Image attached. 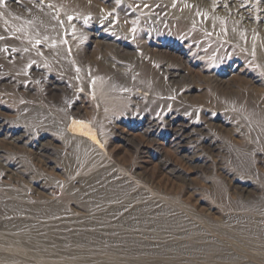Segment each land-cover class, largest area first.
<instances>
[{"label": "rangeland", "instance_id": "374dc122", "mask_svg": "<svg viewBox=\"0 0 264 264\" xmlns=\"http://www.w3.org/2000/svg\"><path fill=\"white\" fill-rule=\"evenodd\" d=\"M128 1L69 0L46 16L50 27H4L0 258L6 264H264V130L245 123L240 106L228 102L239 82L257 75L255 67L187 29L157 28L158 13ZM0 4L11 10L6 0ZM123 32L131 42L127 52L149 45L156 63L194 82L178 80L180 93L161 99L136 96L138 82L125 84L123 73L114 72L132 68L101 60L106 44ZM157 80L166 84L161 75ZM76 123L90 124L97 146L60 126ZM86 224L95 229L83 232ZM77 225L81 230L70 233Z\"/></svg>", "mask_w": 264, "mask_h": 264}, {"label": "bare ground", "instance_id": "6f19581e", "mask_svg": "<svg viewBox=\"0 0 264 264\" xmlns=\"http://www.w3.org/2000/svg\"><path fill=\"white\" fill-rule=\"evenodd\" d=\"M5 1V0H2ZM69 0H6V7H11V10L3 9L0 6V38L6 35L7 31L3 33L4 27L8 29L10 25H13L19 32L24 29L32 31L35 28L49 26V20L46 16L54 12L56 6L60 3H67ZM77 1V0H76ZM91 1V0H90ZM133 3H138L140 8H147L158 13L159 20L155 21L157 28L166 25V29H187L195 36H199L210 42L219 44L221 48H229L236 50L243 57H245L252 66L255 67L257 75L250 77V79H244L243 82H239L236 89L230 95L228 102L240 106L243 112L246 114L245 123L248 125H257L264 130V0H130ZM128 1V2H130ZM74 2V0H72ZM2 3V2H1ZM69 3V2H68ZM77 4L80 3L76 2ZM89 3V2H88ZM95 3V1H94ZM125 3V2H124ZM132 3V2H131ZM3 4V3H2ZM98 4V3H97ZM128 4V3H127ZM1 5V4H0ZM138 5V6H139ZM77 6V5H76ZM81 6V4H80ZM89 6V5H88ZM147 6V7H146ZM71 7V6H70ZM83 7H85L83 5ZM91 7V6H90ZM94 7V6H93ZM60 8V7H59ZM74 8V7H73ZM80 8V7H79ZM89 8V7H88ZM64 9V8H63ZM62 9V10H63ZM68 9V8H67ZM70 9V8H69ZM87 9V8H86ZM95 9V8H94ZM125 9V8H124ZM61 10V11H62ZM72 10V8H71ZM81 10H84L81 9ZM93 9H91L92 11ZM96 10V9H95ZM67 11V10H66ZM77 11V9H76ZM78 12V11H77ZM89 12V11H88ZM11 13V14H9ZM84 14V13H83ZM89 14V13H88ZM91 14V13H90ZM64 15V14H61ZM98 15V14H97ZM105 15V14H104ZM102 14V16H104ZM8 17L10 19H8ZM12 17V18H11ZM60 17V16H59ZM98 17V16H97ZM152 17V16H151ZM150 17V18H151ZM156 17V16H155ZM154 17V18H155ZM58 18V17H57ZM92 18V17H91ZM109 18V17H108ZM153 18V19H154ZM53 19V18H52ZM56 19V18H55ZM96 19V18H95ZM93 20V19H92ZM155 20V19H154ZM56 20H54L55 22ZM91 21V20H90ZM103 21V20H102ZM102 21L100 23H102ZM150 21V20H149ZM51 22V20H50ZM99 22V21H98ZM110 22V21H109ZM55 24V23H54ZM88 24V23H87ZM56 25V24H55ZM46 26V27H47ZM54 26V25H52ZM106 26V25H105ZM50 27V26H49ZM95 27V26H94ZM24 28V29H23ZM53 28V27H52ZM113 28V27H112ZM117 28V27H115ZM55 29V28H54ZM52 29V30H54ZM114 29V28H113ZM156 29V28H155ZM162 29V28H161ZM38 30V29H37ZM106 30V29H105ZM152 30V29H151ZM41 31V30H40ZM46 31V30H45ZM48 31V29H47ZM122 29L118 30L119 35ZM125 31V30H124ZM127 31V30H126ZM23 32V31H22ZM43 32V31H41ZM55 32V31H54ZM175 32V31H174ZM52 33V32H51ZM116 33V32H115ZM152 33V32H151ZM172 33V32H171ZM42 34V33H41ZM45 34V33H44ZM54 34V33H53ZM117 34V33H116ZM114 34V35H116ZM124 34V35H123ZM186 34V33H185ZM37 35V34H36ZM125 32L122 33V39L116 41L117 37L113 40V44H106L107 47L105 54L102 56V63L113 61L114 63L123 62L128 68L132 70L127 73L120 68H114V72L120 74L125 84L132 82H138L141 90L135 93L140 98H162L165 95H171L172 93H180V90L184 88L182 83H178V80L183 79L188 81L192 78L184 77L179 72L168 68L167 63H156L155 49L149 45L139 47V52L129 53L126 51V46L131 45V42L125 36ZM42 36V35H40ZM47 36V35H46ZM191 36V35H190ZM16 37V36H15ZM21 37V36H20ZM138 37V36H137ZM182 37V36H181ZM193 36H191L192 38ZM29 38V37H28ZM35 39V38H34ZM139 39V38H138ZM137 39V40H138ZM190 39V38H189ZM200 39V38H199ZM1 40V39H0ZM95 40V39H94ZM136 40V38H135ZM98 42V40H95ZM101 41V40H100ZM104 41V40H103ZM140 41V40H139ZM138 41V42H139ZM146 41V40H145ZM180 41V40H179ZM188 41V40H187ZM14 42V41H13ZM16 42V41H15ZM34 42V40H33ZM137 42V43H138ZM209 42V43H210ZM100 43V42H99ZM112 43V42H111ZM208 43V45H209ZM9 44V43H8ZM19 44V43H18ZM93 44V43H92ZM97 44V43H95ZM142 44V43H141ZM206 44V43H205ZM34 45V43H33ZM151 45V44H150ZM17 47V46H16ZM25 47V46H24ZM98 47V46H97ZM101 47V46H100ZM104 47V46H103ZM217 47V46H216ZM219 47V46H218ZM217 47V48H218ZM29 48V46H27ZM99 48V47H98ZM97 48V50H98ZM216 48V51H217ZM101 49V48H100ZM103 49V50H104ZM34 52H38L39 48L32 47ZM96 50V49H95ZM102 50V51H103ZM112 50V52H111ZM157 50V49H156ZM214 50V49H213ZM20 51V50H19ZM32 51V52H33ZM70 51V50H69ZM84 51V50H83ZM86 51V49H85ZM94 51V50H93ZM92 51V52H93ZM101 51V53H102ZM133 51V50H132ZM163 51V50H162ZM161 51V52H162ZM175 51V50H174ZM224 51V50H223ZM33 52V53H34ZM87 52V51H86ZM96 52V51H95ZM98 52V51H97ZM61 53V52H59ZM99 53V52H98ZM172 53V52H171ZM229 53V52H228ZM24 54V53H23ZM22 54V55H23ZM45 54V53H44ZM94 54V53H93ZM97 54V53H96ZM112 54V55H110ZM161 54V53H159ZM158 54V55H159ZM163 54V53H162ZM66 56V55H65ZM81 56V55H80ZM86 56V55H85ZM83 55V57H85ZM91 56V55H90ZM162 57V55H160ZM169 56V55H168ZM173 56V55H172ZM223 56V55H222ZM220 56V57H222ZM17 57V56H16ZM60 57V56H59ZM93 57V55H92ZM91 57V58H92ZM165 57V55H164ZM22 58V57H21ZM25 58V57H24ZM62 58H65L62 56ZM87 58V57H86ZM94 58V57H93ZM166 58V57H165ZM169 58V57H168ZM4 59V58H3ZM53 59V58H52ZM162 59V58H161ZM178 59V58H177ZM182 59V58H181ZM93 60V59H92ZM158 60V59H157ZM171 60V59H170ZM9 61V60H8ZM33 61V60H32ZM85 61V60H84ZM87 61V60H86ZM163 61V60H162ZM30 62V61H29ZM58 62V61H57ZM90 62V61H89ZM93 62V61H92ZM160 62V61H159ZM169 62V61H168ZM173 62V61H171ZM243 62V61H242ZM17 63V62H16ZM86 63V62H85ZM155 64V69H151L150 64ZM31 64V63H28ZM98 64V63H97ZM176 64V63H175ZM179 64V62H178ZM186 64V63H185ZM15 65V64H14ZM91 65V64H90ZM111 65V64H110ZM120 65V64H119ZM188 65V64H187ZM3 66V65H2ZM17 66V65H16ZM29 66V65H27ZM70 67V65H69ZM90 67V66H89ZM104 67V66H103ZM118 67V66H117ZM241 67V66H240ZM251 67V66H250ZM125 68V67H124ZM191 69V67H189ZM6 69V68H5ZM31 69V68H30ZM66 69V68H65ZM242 69V68H240ZM244 69V68H243ZM102 71V70H101ZM187 71V68H186ZM189 71V69H188ZM247 71V70H246ZM31 72V71H30ZM198 72V71H197ZM200 72V71H199ZM233 72V71H232ZM191 74V73H190ZM195 74V73H194ZM198 74V73H197ZM212 74V73H211ZM246 74V73H245ZM166 78V84L157 80L158 76ZM204 75V74H203ZM208 75V74H207ZM233 75V74H232ZM235 75V74H234ZM196 76V75H195ZM211 76V75H210ZM238 76V75H237ZM116 77V76H115ZM204 77V76H203ZM216 77V76H215ZM234 77V76H233ZM206 78V77H205ZM210 78V77H209ZM213 78V77H212ZM219 78V77H218ZM217 78V79H218ZM231 78V77H229ZM154 80L151 82V80ZM194 79V78H193ZM198 79V78H197ZM208 79V78H207ZM223 79V77H222ZM226 79V78H225ZM232 79V78H231ZM161 80V79H160ZM210 81V80H209ZM217 81V80H216ZM230 81V80H229ZM237 81V80H236ZM182 82V81H180ZM191 82H194L193 80ZM204 82V81H203ZM222 82V81H221ZM197 83V82H196ZM199 83V82H198ZM205 83V82H204ZM231 83V82H230ZM237 83V82H236ZM254 83H263V87L255 86ZM112 84V83H111ZM195 84V83H193ZM210 84V83H209ZM223 84V83H222ZM217 84L224 88H231L227 83ZM69 85V84H68ZM212 85V84H211ZM210 85V86H211ZM214 85V84H213ZM235 85V84H234ZM232 85V86H234ZM258 85V84H257ZM61 86V85H60ZM59 86V87H60ZM197 86V85H196ZM201 86V85H200ZM216 86V85H215ZM226 86V87H225ZM127 87V86H126ZM131 87V86H130ZM199 87V85H198ZM209 87V86H208ZM216 88V87H215ZM220 88V87H218ZM50 89V88H49ZM129 89V88H128ZM217 89V88H216ZM225 89V90H226ZM51 90V89H50ZM65 90V89H64ZM132 90V89H131ZM213 90V89H212ZM230 90V89H229ZM191 89H185V93L190 92ZM220 91V90H219ZM151 93V95L148 94ZM216 92V91H215ZM154 93L158 95H154ZM219 93V92H218ZM225 93V91H224ZM200 94V93H199ZM229 94V92H227ZM193 95V94H192ZM197 95V94H196ZM202 95V94H201ZM200 95V96H201ZM60 96V95H59ZM188 96V95H187ZM195 96V93H194ZM218 96V95H217ZM55 97V96H53ZM199 97V95H198ZM204 97V96H203ZM50 98V97H49ZM52 98V97H51ZM189 98V97H186ZM205 98V97H204ZM199 99V98H198ZM215 99V98H214ZM223 100V99H222ZM61 101V100H60ZM183 101V100H182ZM192 101V100H191ZM194 101V100H193ZM197 101V100H195ZM202 101V100H201ZM225 101V100H224ZM156 102V101H155ZM210 102V101H209ZM221 102V101H220ZM53 103V102H52ZM195 103V102H194ZM200 103V102H199ZM212 103V102H211ZM223 103V102H222ZM40 104V103H39ZM48 104V103H47ZM60 104V103H58ZM209 104V103H208ZM216 104V103H215ZM26 106V105H25ZM76 106V105H75ZM212 106V105H211ZM23 107V106H22ZM32 107V106H31ZM34 107V106H33ZM66 107V106H65ZM25 108V107H24ZM39 108V107H38ZM57 108V107H56ZM160 108V107H159ZM228 108V107H227ZM63 109V108H62ZM79 109V108H78ZM83 109V107H82ZM97 109V108H96ZM43 110V109H42ZM164 111V110H163ZM42 112V111H41ZM64 112V110H63ZM73 112V111H72ZM97 112V111H96ZM58 113V112H57ZM75 113V112H74ZM101 113V112H100ZM67 114V113H66ZM82 114V113H81ZM243 114V113H242ZM65 115V114H64ZM87 116V115H86ZM100 116V115H99ZM2 117V116H1ZM93 117V116H92ZM68 118V117H67ZM89 118V117H88ZM159 119V118H158ZM214 119V118H213ZM51 120V118H50ZM149 120V119H148ZM147 120V121H148ZM62 121V120H61ZM163 121V120H162ZM46 122V121H45ZM55 122V121H54ZM91 122V121H90ZM176 122V121H175ZM209 123V121H207ZM98 123V122H97ZM101 123V122H100ZM96 124V123H95ZM161 124V123H160ZM183 124V123H182ZM211 124V123H210ZM2 125V124H1ZM168 125V124H167ZM181 125V124H180ZM184 125V124H183ZM246 125V124H245ZM62 126L64 132L72 136H78L82 139L88 140L93 146H97L98 139L95 132L91 128L90 124H69L65 127ZM98 126V125H97ZM149 126V125H148ZM205 126V124H204ZM214 126V125H213ZM142 127V126H141ZM155 127V126H154ZM178 127V126H177ZM248 127V126H247ZM148 129V128H147ZM164 129V128H163ZM191 129V128H190ZM204 129V128H203ZM60 130V129H59ZM162 130V129H161ZM98 130L96 129V132ZM124 132V130H121ZM178 131V130H177ZM196 131V130H195ZM200 131V130H198ZM259 131V130H258ZM114 132V131H113ZM126 132V131H125ZM202 132V131H201ZM6 133V132H4ZM157 133V132H156ZM188 133V132H187ZM204 133V132H203ZM134 134V133H133ZM24 135V134H23ZM36 135V134H35ZM151 135V134H150ZM30 136V135H29ZM169 136V135H168ZM174 136V135H173ZM185 136V135H183ZM187 137V136H186ZM253 137V136H252ZM27 138V137H26ZM119 138V137H118ZM125 138V137H124ZM132 138V137H131ZM18 139V138H17ZM38 139V138H37ZM178 139V138H177ZM175 139V140H177ZM193 139V138H192ZM6 140V139H5ZM3 140V141H5ZM235 140V139H234ZM12 141V140H10ZM14 141V140H13ZM19 141V140H18ZM45 141V140H44ZM51 141V140H49ZM251 141V140H250ZM48 142V141H47ZM239 142V141H238ZM253 142V141H252ZM15 143V142H13ZM22 143V142H21ZM29 143V142H27ZM82 143V142H81ZM173 143V142H172ZM184 143V142H183ZM10 144V143H9ZM40 144V142H39ZM48 144V143H46ZM45 144V145H46ZM50 144V143H49ZM192 144V143H191ZM14 145V144H13ZM24 145V144H23ZM44 145V144H42ZM113 145V144H112ZM111 145V146H112ZM182 145V144H181ZM207 145V144H206ZM253 145V144H252ZM47 146V145H46ZM241 146V145H240ZM249 146V145H248ZM53 147V146H52ZM198 147V146H197ZM204 147V146H203ZM38 148V147H37ZM116 149V147H114ZM193 148V147H192ZM195 148V147H194ZM200 148V147H199ZM229 149V148H228ZM242 149V148H241ZM52 150V149H51ZM29 151V148H28ZM36 151V150H35ZM38 151V150H37ZM44 151V150H43ZM30 152V151H29ZM142 152V151H141ZM236 152V151H235ZM37 153V152H36ZM39 153V152H38ZM43 153V152H42ZM48 153V152H47ZM246 153V152H245ZM2 154V153H1ZM40 155V154H38ZM241 155V154H240ZM245 155V154H244ZM41 156V155H40ZM43 157V156H42ZM37 158V157H36ZM194 158V157H193ZM144 159V158H142ZM147 159V158H146ZM150 159V158H149ZM160 160V159H159ZM144 161V160H143ZM236 161V160H235ZM146 162V161H144ZM148 162V161H147ZM160 162V161H159ZM2 163V162H1ZM164 163V162H163ZM163 165V164H162ZM168 165V164H167ZM13 167V166H12ZM16 167V166H15ZM162 167V166H161ZM15 169V168H14ZM243 169V168H242ZM8 170V169H7ZM169 170V169H167ZM172 170V169H171ZM6 172V171H5ZM170 172V170H169ZM15 173V172H14ZM173 174V173H172ZM39 180V179H38ZM40 181V180H39ZM50 184V183H49ZM39 185V184H37ZM41 186V185H40ZM42 188V187H41ZM37 189V188H36ZM45 190V189H44ZM50 204L46 202L43 206L45 209H49ZM89 225V226H87ZM103 226L102 224H97ZM96 225V227H97ZM76 227V228H74ZM113 226H110L112 229ZM98 228V227H97ZM81 230L79 225L69 228V232L75 230ZM95 229V224H86L82 227L83 232H91ZM100 229V228H98ZM48 232V231H47ZM108 232V231H107ZM111 232V230H110ZM45 239H48L46 234ZM73 239H68L69 245L72 244ZM0 264H6L3 258H0ZM59 264V263H56Z\"/></svg>", "mask_w": 264, "mask_h": 264}]
</instances>
